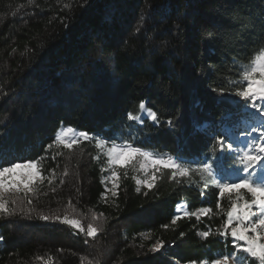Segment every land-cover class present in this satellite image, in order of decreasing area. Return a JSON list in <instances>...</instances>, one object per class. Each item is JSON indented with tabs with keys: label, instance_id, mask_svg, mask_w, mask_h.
I'll use <instances>...</instances> for the list:
<instances>
[{
	"label": "trees",
	"instance_id": "16d2710c",
	"mask_svg": "<svg viewBox=\"0 0 264 264\" xmlns=\"http://www.w3.org/2000/svg\"><path fill=\"white\" fill-rule=\"evenodd\" d=\"M262 47L264 0H0V151L46 157L40 191L9 203L13 214L0 213V264H43L37 257L49 255L52 264H200L234 251L231 236L217 235L228 196L217 209L218 189L199 175L173 180L164 169L137 191L133 170L119 168L113 197L103 183L106 149L90 141L74 151L45 149L71 126L194 162L211 159L214 140L198 126L218 132L248 123L235 108L243 101L212 89L239 79L240 62ZM141 101L159 124L127 120ZM71 208L84 227L87 214L98 217L97 238L38 218ZM201 208L212 213L184 215ZM206 230L207 239L198 235ZM157 241L163 247L151 251Z\"/></svg>",
	"mask_w": 264,
	"mask_h": 264
},
{
	"label": "snow or ice",
	"instance_id": "6c2138e0",
	"mask_svg": "<svg viewBox=\"0 0 264 264\" xmlns=\"http://www.w3.org/2000/svg\"><path fill=\"white\" fill-rule=\"evenodd\" d=\"M238 76L239 79H225L222 85L212 90L219 95L227 92L228 95L238 97L240 101H243V104L236 103L235 108L248 123L243 127L235 125L233 129L221 126L218 132L198 126L197 131L214 140L210 149L211 159L194 162L181 153L175 155L158 153L127 140L124 143H118L116 140L92 136L86 131H80L71 126L60 128L53 143L49 144L45 151L51 150L53 145L74 151L82 141L94 142L97 150L106 149L107 162L111 168V175L107 179L112 183V188L106 191H110L113 197L117 195L116 166L135 168L138 165L139 170L144 172L147 178L133 177V179L136 180L137 185L146 187H152L157 179L156 174L164 169L171 173L173 180L177 177L188 178L193 173L199 175L203 182L210 183L218 189L217 209L221 207L225 194L228 196L230 207L225 213L226 218L217 230V235L225 240L231 236L234 249L232 252L218 253L210 262L204 260L200 264H264V119L257 121L256 117V113L264 117V47L258 49L247 62H240ZM138 108V113L134 114L132 111L127 113L129 122L143 124L145 120H148L153 124L160 123L158 113L148 108L144 101L139 103ZM248 109L254 111L249 112ZM223 119H230V114H226ZM253 121L257 122L253 123ZM167 124L169 128L175 127L171 119L167 121ZM45 159L46 157L9 158L3 151H0V213L13 214L9 211V203L15 205L20 193L27 197L29 193L34 194L40 191L37 182L43 184L46 179L42 167ZM93 159H99V156H94ZM229 161L232 163L226 169L224 165ZM193 163H196L195 168L192 166ZM149 167L152 169L150 175L148 174ZM29 169L34 171H25ZM102 170L107 171L108 169ZM49 171L55 173V169H49ZM225 171L229 172L233 178L222 179L221 176ZM48 183L51 185L52 180L49 179ZM52 190L55 191V188ZM139 190L140 188L137 187V191ZM26 202L29 205L32 204L30 198L26 199ZM34 210H29V216ZM211 213L212 209L201 208L197 211L184 212V215L195 216L199 220L201 216H208ZM38 218L42 221H59L75 230L74 234H86L89 238L95 239L97 234L103 231L93 223H89L85 233L81 221L69 218L67 214L61 217L41 212L38 213ZM180 218L178 210L171 223L176 224ZM97 219L96 215L92 216L93 221ZM198 235L207 239L211 231H202ZM87 242L85 240V243ZM161 247L163 243L157 241L151 251H158ZM37 259L42 260L43 264L53 262V257L50 255L47 260L43 257H37ZM82 264H84L83 261ZM87 264H98V262L89 260Z\"/></svg>",
	"mask_w": 264,
	"mask_h": 264
},
{
	"label": "rangeland",
	"instance_id": "374dc122",
	"mask_svg": "<svg viewBox=\"0 0 264 264\" xmlns=\"http://www.w3.org/2000/svg\"><path fill=\"white\" fill-rule=\"evenodd\" d=\"M249 111L252 112V111H254V110L249 109ZM256 117H257V121L260 120V119H264V117H260V116H259V113H256ZM257 121H253V123H255V122H257ZM243 123H244V121L242 122L241 125H243ZM254 135H255V134H254ZM122 163H123V162H122ZM116 168H117V169H119V168H130V169L133 170L134 177H136L137 179H146V178H147L146 175H145V173L139 170V166H138V165H137L135 168L132 167V166H126V167L116 166ZM107 169H108V170L104 172V179H103V183H104V186H105V190H106V189H111V188H112V183L107 179V178L111 175V168L108 166ZM25 171L32 172V171H34V170L29 169V170H25ZM151 171H152V169H151V167H149V169H148V174H149V175L151 174ZM17 178H18V176H17ZM116 182H117V178H116ZM135 182H136V180H135ZM37 183H38L39 187H41L42 184H39V181H38ZM49 185H50V184H49ZM137 186H138L139 188L146 187V186H144V185H137ZM107 192H110V191H107ZM31 195H32V193H29L27 197H29V196H31ZM22 197H25V196H24L23 193H20V194H19V198H22ZM72 209H73V208H71V211H70L71 213H69L68 215H69L70 217H72V218L79 219V220L81 221V220L83 219V217L80 216V213H79V212L75 211L74 209L72 210ZM92 216H93V214H87V216H86V219H85V220H86V221H85L86 224H85V227H84V228H85V231H86V229H87V225H88L89 223H93L94 226H96V227H98V228H99V226H100V221H99V219H97L96 221H93V220H92ZM83 220H84V219H83Z\"/></svg>",
	"mask_w": 264,
	"mask_h": 264
}]
</instances>
